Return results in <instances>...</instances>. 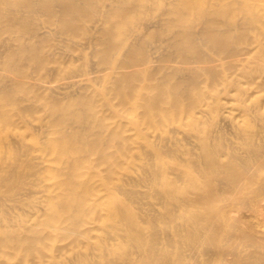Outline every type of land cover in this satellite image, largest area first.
I'll return each mask as SVG.
<instances>
[{"label":"bare ground","instance_id":"bare-ground-1","mask_svg":"<svg viewBox=\"0 0 264 264\" xmlns=\"http://www.w3.org/2000/svg\"><path fill=\"white\" fill-rule=\"evenodd\" d=\"M0 264H264V0H0Z\"/></svg>","mask_w":264,"mask_h":264},{"label":"rangeland","instance_id":"rangeland-1","mask_svg":"<svg viewBox=\"0 0 264 264\" xmlns=\"http://www.w3.org/2000/svg\"><path fill=\"white\" fill-rule=\"evenodd\" d=\"M61 80H63V79H58V80H55L53 83L55 84H61V83H63V82H65L66 80H63L62 82H61ZM220 124V125H219ZM223 122H220V123H218V125L219 126H222L223 127V129H225V132H226V134L228 135V136H233L234 135V133L232 132V129H231V127L230 126H228L227 125V127H226V124L224 123L223 125ZM227 128V129H226ZM227 130V131H226ZM227 132H229V133H227ZM234 137V136H233ZM185 253H188V251L186 250L185 251Z\"/></svg>","mask_w":264,"mask_h":264}]
</instances>
